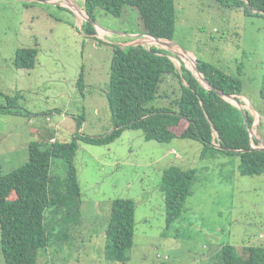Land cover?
I'll return each instance as SVG.
<instances>
[{"label":"rangeland","instance_id":"374dc122","mask_svg":"<svg viewBox=\"0 0 264 264\" xmlns=\"http://www.w3.org/2000/svg\"><path fill=\"white\" fill-rule=\"evenodd\" d=\"M76 3L84 9L83 0ZM59 4L0 0V106L14 103L12 110L19 111L0 112V173L28 160L32 140L49 145L77 133L102 135L113 128L106 89L115 39L101 36V28L125 34L136 30L138 13L126 8L129 14L117 18L99 9L90 35L78 10ZM176 5L173 40L189 56L239 78L242 94L264 113V17L247 16L211 0H176ZM20 47L37 48L33 67L15 66ZM173 49L182 52L177 45ZM171 59L177 69L183 62L193 70L190 59L175 54ZM177 83L168 75L160 91L176 89ZM163 101L152 104L167 106ZM258 129L264 130V123ZM202 152L198 140H146L142 130L130 128L109 144L79 141L74 162L82 200L80 223L72 233L74 240L52 241L38 264H209L217 244L229 243L245 257L246 247L264 245V174L241 175L236 154L212 157L211 151L205 156ZM171 164L196 169V179L180 219L168 224L160 182ZM51 173H64L63 160H52ZM116 197L135 202L133 244L126 262L104 255L110 203ZM0 264H5L1 247Z\"/></svg>","mask_w":264,"mask_h":264},{"label":"trees","instance_id":"16d2710c","mask_svg":"<svg viewBox=\"0 0 264 264\" xmlns=\"http://www.w3.org/2000/svg\"><path fill=\"white\" fill-rule=\"evenodd\" d=\"M211 1L240 10L247 16L264 17V0ZM83 2L92 20L99 9L119 18L129 14L126 8H131L138 13L136 30L128 29L127 32L174 39L178 17L176 0ZM85 23L88 34H94L93 25L89 21ZM112 49L106 89L112 130L102 135L77 133L70 140H53L49 145L32 140L28 145V160L10 172L0 173V247L5 264H38L39 255L48 250L52 241L70 243L74 240L72 233L80 223L82 202L74 162L79 141L109 144L125 129H140L146 140L169 142L177 137L198 140L203 144L204 156L209 151L212 157L220 152L236 154L241 175L264 174V149L253 148L240 108L217 93L220 90L225 94H242L239 78L196 55L198 69L214 87L208 88L183 62L177 69L167 49L154 44L147 47L117 43L112 44ZM37 52L36 47L18 48L15 66L33 67ZM168 75L177 79L178 87L160 91ZM82 78L81 75L79 80ZM260 97L264 100V87L260 88ZM162 99L167 106L152 104ZM12 108H15L14 103L6 104L0 106V112H19ZM245 112L247 122L252 124L253 116L248 110ZM55 158L64 162L62 175L51 173ZM195 176L194 168L177 164L164 168L160 189L168 224L180 219ZM134 216L133 199L116 197L111 200L104 246L107 259L128 260L133 244ZM245 249L246 257L239 255L233 245L222 244L209 264H264V245H250Z\"/></svg>","mask_w":264,"mask_h":264},{"label":"water","instance_id":"95a60500","mask_svg":"<svg viewBox=\"0 0 264 264\" xmlns=\"http://www.w3.org/2000/svg\"><path fill=\"white\" fill-rule=\"evenodd\" d=\"M54 3H59V1H55ZM69 5L71 6L70 8H75L77 10H79L78 12H80V9L81 7L78 6L77 3H69ZM84 19L85 21H89L90 23H93L96 25V22L95 20H92L90 19L87 15H84ZM143 35H147L149 38H148V42L151 43V44H154L158 47H162L164 49H167L169 52H171L172 54H175L176 56H181V57H186L188 58V50L181 47L176 41L172 40V39H163V38H157V37H154L150 34H142V33H138V37L133 39L132 41H130L129 43L125 44V45H145L147 43L146 40L142 39ZM178 46L180 47V49L182 50V52H178L176 50L173 49V47L175 46ZM193 72L194 74L199 78V80L205 84L208 88H214L212 85L209 84V82L204 78V76L202 75V73L200 72V70L198 69L197 67V62H196V58L193 59ZM217 93L223 97H225L226 99L230 98V100L234 101L239 108L241 110V113H242V116H243V119H244V122L246 123V127L249 131V134L252 138H256V135L252 129V125L249 124L247 122V115H246V112L242 106V102L241 100L236 96V94H225L223 93L222 91L220 90H217ZM261 143V146H258V147H254L253 148H263L264 149V142L262 141H259ZM217 146H219L218 144H215ZM234 151H238V150H234Z\"/></svg>","mask_w":264,"mask_h":264},{"label":"crops","instance_id":"0c3cea01","mask_svg":"<svg viewBox=\"0 0 264 264\" xmlns=\"http://www.w3.org/2000/svg\"><path fill=\"white\" fill-rule=\"evenodd\" d=\"M58 1V0H57ZM77 1V0H76ZM76 1L75 0H70V2L71 3H76ZM55 2V1H54ZM68 5V7H71L69 4H67ZM97 27H100V26H98L97 25ZM101 28V27H100ZM101 29H103V31H102V33H101V36H105V33L108 35H110V37L111 38H113V39H115V43H117V44H119V45H125V44H127L128 42H130L129 40L131 39L129 36H135V37H137L138 36V33L139 32H128V33H116V32H112V31H109L108 29H105V28H101ZM128 30V29H127ZM111 33H113L114 34V37H112V35H111ZM241 97H243L244 99H242V98H240L239 97V99L241 100V102H242V104L243 105H246V103L245 102H249V106L252 108V111L255 113L253 116H254V120L253 121H255L256 123H258V125H260V124H262L263 125V123H264V113H261L258 109H254L253 107H252V101L248 98V97H246L245 95H243V94H241L240 95ZM247 100V101H246ZM246 107H247V109L246 110H248V106L246 105ZM250 109V108H249ZM251 110H250V112H252ZM252 112V113H253ZM258 125L255 127V134H256V138L254 139L255 140V142L257 141V142H259V141H262V142H264V130H259L258 129ZM52 139H54V138H52ZM260 143V142H259ZM231 189H233V188H231ZM231 197H233V194H231ZM260 236V235H259ZM262 237H264V234H262L261 235V238ZM219 247H220V244L218 245L217 244V246H216V251L218 252L219 250ZM216 253V252H215ZM215 253L213 254V255H215ZM200 262H202V261H200Z\"/></svg>","mask_w":264,"mask_h":264},{"label":"built area","instance_id":"2783aa9c","mask_svg":"<svg viewBox=\"0 0 264 264\" xmlns=\"http://www.w3.org/2000/svg\"><path fill=\"white\" fill-rule=\"evenodd\" d=\"M54 1H57V0H54ZM82 10L84 11V15H87L86 12H85V10H84L83 8L80 9V12H79V13H82ZM80 15H81V14H80ZM81 17H82L81 21H82V20H85L83 15H81ZM148 38H149V37H148L147 35H143V37H142V39H144V40H146V41L148 40ZM146 44H150V45H151V43H149L148 41H147ZM146 44H145V45H146ZM188 59H190V60L192 59V63H193V58L188 57ZM236 96L238 97L239 95H236ZM232 103H233L234 105L236 104L234 101H233ZM236 106H237V105H236ZM242 106H243L244 110L247 109L246 105H243V104H242ZM237 107H238V106H237ZM254 114H255V113H254ZM255 124H256V122L253 121V123H252V129H253L254 133H255V130H254V129H255ZM255 135H256V134H255ZM250 137H251V136H250ZM215 138H216V133H215ZM251 139H252V146H254V147L261 146V143H259V142H257V141L255 142V140H254L255 138H252V137H251ZM213 143H214V144H218V143H216V141H214Z\"/></svg>","mask_w":264,"mask_h":264},{"label":"flooded vegetation","instance_id":"af4514ba","mask_svg":"<svg viewBox=\"0 0 264 264\" xmlns=\"http://www.w3.org/2000/svg\"><path fill=\"white\" fill-rule=\"evenodd\" d=\"M59 1V3H62V4H59V5H67V4H69V3H71L70 2V0H58Z\"/></svg>","mask_w":264,"mask_h":264},{"label":"bare ground","instance_id":"6f19581e","mask_svg":"<svg viewBox=\"0 0 264 264\" xmlns=\"http://www.w3.org/2000/svg\"><path fill=\"white\" fill-rule=\"evenodd\" d=\"M79 11V10H78ZM81 15H83L84 14V11L82 10V13H80Z\"/></svg>","mask_w":264,"mask_h":264},{"label":"clouds","instance_id":"9594fccd","mask_svg":"<svg viewBox=\"0 0 264 264\" xmlns=\"http://www.w3.org/2000/svg\"><path fill=\"white\" fill-rule=\"evenodd\" d=\"M137 38V37H136ZM236 95H239V94H236ZM238 98H239V96H238ZM252 125V124H251Z\"/></svg>","mask_w":264,"mask_h":264}]
</instances>
